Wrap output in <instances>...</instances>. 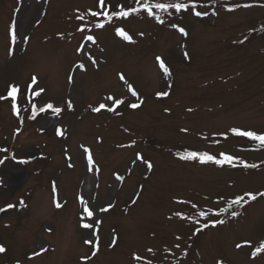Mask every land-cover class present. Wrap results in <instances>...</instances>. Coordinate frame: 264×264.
<instances>
[{"label": "rangeland", "instance_id": "obj_1", "mask_svg": "<svg viewBox=\"0 0 264 264\" xmlns=\"http://www.w3.org/2000/svg\"><path fill=\"white\" fill-rule=\"evenodd\" d=\"M160 3L0 0V264H264V0Z\"/></svg>", "mask_w": 264, "mask_h": 264}, {"label": "snow or ice", "instance_id": "obj_2", "mask_svg": "<svg viewBox=\"0 0 264 264\" xmlns=\"http://www.w3.org/2000/svg\"><path fill=\"white\" fill-rule=\"evenodd\" d=\"M98 2H99V5L101 7L104 6V0H98ZM143 7H144V9L147 11V13L149 15H153L152 6H150L148 3H145L143 5ZM154 7L157 8V9H160L162 11H165V12H167L170 8L175 9L176 12H180L181 10H187L188 5L185 4V3H173V4L156 3L154 5ZM137 11H138L137 8H131V9L125 11L123 9V7H121V10L119 12H115L114 11L112 15H117V16H121V17H128L131 13L137 12ZM91 15L93 17H96V16H99L100 13L99 12H91ZM103 15L109 21H111L112 16L109 15L108 12H104ZM196 15L199 16V15H202V13L197 12ZM79 18L83 19V17H79ZM157 19H160V18L157 17ZM160 22L163 23V20L160 19ZM96 27L103 28L104 24L103 23H98V24H96ZM79 30L82 31V32L84 31V29H82V28L79 29ZM180 31L182 33H184L185 35H187V33L184 31L183 28H180ZM120 35L121 36L125 35L123 29L120 30ZM16 36H17V34H16L15 30H13L12 31V39L14 41L16 40ZM87 39L89 41H91V40L94 39V37L92 35H89V36H87ZM25 40H27V37H25ZM157 60H160V58L157 57ZM161 67L164 69L165 73L168 72V69L166 67H164L163 62H161ZM121 80H124V77H123L122 74H121ZM32 83L36 84V87H37V89H39V91H43V88L41 87V85L36 83V78L35 77H33ZM18 91H19V89L17 87H15V86L11 87V90H10L8 95L12 97L13 101H15L16 94H17ZM39 91L36 92L35 95H39ZM132 95L136 96L137 94L133 91ZM157 95L158 96H166V95H168V93L167 92H160V93H157ZM5 98L6 97H0V99H5ZM106 99H107L108 103L114 104V105H117V106L122 105L124 103V100L122 98H113V97L109 96ZM141 103H142V101H141ZM69 106H71L70 103H69ZM105 106H106L105 104H100L99 107L98 108H94L93 111H97L98 112V111H100L101 108H104ZM129 106L131 108H137V107H139V104L131 103ZM46 109H51V111L53 113H59L61 111V109L59 107H53V105L50 104V103H48L46 105V108L45 107H41L39 109V111L40 112H44ZM108 110L109 111H113L114 109L113 108H108ZM35 111H36V106L33 105V112H35ZM233 131L237 135L245 136V137H248V138H250V139H252L254 141H258V142H260L261 146H264V134H257L255 131H240L239 129H233ZM220 155L223 157L222 159H218L216 156H213V155L209 154L208 152H203V153H200V152H189V153H187V155H185L183 157V159L187 160V159H197L198 158L200 160V162H202V163L214 162V163L220 164V165H223L225 163L232 164L233 160L235 159L231 155H227V154H223V153H221ZM88 159L91 160L92 157L89 155ZM147 166H148V168L152 167L151 163H147ZM245 166H249V165H245ZM250 166L251 167H256V165H250ZM246 195L252 200L256 199V194L247 193ZM259 195L264 196V193H260ZM244 199H245L244 196L237 197L234 201H232V204H241L242 201H244ZM80 202L84 206L83 209H82V215L86 216L88 219L91 220L93 218V216H94V210L87 206L88 202L86 200H84L83 198H81ZM21 203H23V201H21ZM56 206L60 207V204L57 203ZM12 207H14V206L13 205H7L6 206V208H12ZM229 207H231V205ZM4 210H6V209H0V211H4ZM99 211H107V209L106 208H102V209H99ZM224 211H226V209ZM177 215H179V213H177ZM198 215L199 216H206L207 213L204 212V211H200L198 213ZM231 215L232 216H236V215H238V213L232 212ZM94 223H97V222L93 221V222H90V223H83L82 227H84L85 229H93ZM223 223H224L223 220H215V221H212V226H215L216 224H223ZM207 226L208 225L206 224L205 227H207ZM85 243L94 244V240H87V241H85ZM4 251H5V248L2 245H0V253H3ZM149 251H152V250L149 249ZM256 252H264V244H262L260 247H257ZM92 255L95 256L96 252L93 251ZM137 259H139V257H137ZM149 264H151L150 261H149Z\"/></svg>", "mask_w": 264, "mask_h": 264}, {"label": "bare ground", "instance_id": "obj_3", "mask_svg": "<svg viewBox=\"0 0 264 264\" xmlns=\"http://www.w3.org/2000/svg\"><path fill=\"white\" fill-rule=\"evenodd\" d=\"M251 200H252V199L249 198L248 202H250ZM241 205L244 207L243 204H241ZM233 210H234V211H237V210H239V207H238V206H235V207L233 208ZM228 213H232V212H228Z\"/></svg>", "mask_w": 264, "mask_h": 264}, {"label": "trees", "instance_id": "obj_4", "mask_svg": "<svg viewBox=\"0 0 264 264\" xmlns=\"http://www.w3.org/2000/svg\"><path fill=\"white\" fill-rule=\"evenodd\" d=\"M161 2V0H154V3L156 4V3H160ZM147 3H149V2H147ZM165 4H167V3H165Z\"/></svg>", "mask_w": 264, "mask_h": 264}]
</instances>
